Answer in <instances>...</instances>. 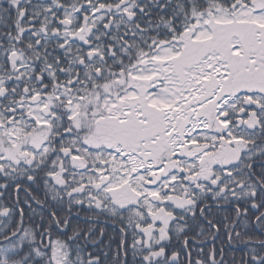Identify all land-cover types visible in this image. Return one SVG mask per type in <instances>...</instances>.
<instances>
[{
  "label": "snow or ice",
  "instance_id": "obj_1",
  "mask_svg": "<svg viewBox=\"0 0 264 264\" xmlns=\"http://www.w3.org/2000/svg\"><path fill=\"white\" fill-rule=\"evenodd\" d=\"M0 264H264V0H0Z\"/></svg>",
  "mask_w": 264,
  "mask_h": 264
},
{
  "label": "flooded vegetation",
  "instance_id": "obj_2",
  "mask_svg": "<svg viewBox=\"0 0 264 264\" xmlns=\"http://www.w3.org/2000/svg\"><path fill=\"white\" fill-rule=\"evenodd\" d=\"M33 207L37 208L38 212H44L45 214H47L48 209L40 208L39 206H37L35 204H33ZM38 219H39V216H37V220ZM99 227H107L109 235H112V225H111V223H109L107 226L101 224V225H99ZM237 255H239V253H237Z\"/></svg>",
  "mask_w": 264,
  "mask_h": 264
},
{
  "label": "trees",
  "instance_id": "obj_3",
  "mask_svg": "<svg viewBox=\"0 0 264 264\" xmlns=\"http://www.w3.org/2000/svg\"><path fill=\"white\" fill-rule=\"evenodd\" d=\"M39 195H40L41 199H43V189H42V188H41V190H40ZM21 196L23 197V193H21Z\"/></svg>",
  "mask_w": 264,
  "mask_h": 264
}]
</instances>
